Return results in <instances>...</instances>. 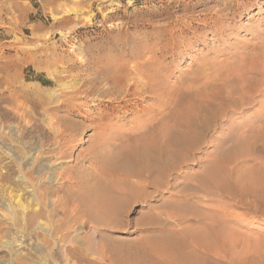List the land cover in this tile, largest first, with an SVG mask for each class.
Segmentation results:
<instances>
[{"label": "bare ground", "instance_id": "6f19581e", "mask_svg": "<svg viewBox=\"0 0 264 264\" xmlns=\"http://www.w3.org/2000/svg\"><path fill=\"white\" fill-rule=\"evenodd\" d=\"M262 4L263 0H225L201 17L189 22L178 18L171 29H156L149 39L130 48L133 52L127 57L92 59L83 64L89 69L86 75L65 86L54 101L53 110L65 114L53 120L48 111L50 140L37 149L45 155L67 158L77 134L90 126L97 129L87 147L91 166L77 174L81 189L70 191L81 203L115 218L131 204L148 201L147 212L138 222L155 226L160 224L164 207L167 213H180L184 222L179 221L183 225L178 230L168 227L170 231L151 234L154 264H169L170 260L179 264H264L256 248L258 241L235 238L237 233L225 219L228 202L220 200L224 196L233 204L257 211L264 208V21L252 20L251 15L248 24L243 21L254 8L256 13L263 12ZM243 25L250 31L249 41L233 43ZM192 51L188 66H197L189 69L184 81L169 84L168 78L178 68L175 62ZM256 104L253 118L234 122L236 113ZM43 106L47 110L48 105ZM10 108L13 127L16 114L26 120L27 111L17 99L11 100ZM204 145L213 149L205 152L208 159L200 172L185 174V183L209 184L207 200L214 202L209 213L193 207H205L201 201L207 196L192 200L185 195L174 204L162 198L158 209L149 203L157 192L176 184L171 182L173 173H186L185 168L201 160L196 153ZM251 154L256 156L249 158ZM20 180L26 183V177ZM11 197L16 219L39 220V212L26 211L20 193L13 192ZM190 216L196 224L188 222Z\"/></svg>", "mask_w": 264, "mask_h": 264}, {"label": "rangeland", "instance_id": "374dc122", "mask_svg": "<svg viewBox=\"0 0 264 264\" xmlns=\"http://www.w3.org/2000/svg\"><path fill=\"white\" fill-rule=\"evenodd\" d=\"M224 1L0 0V264H154L155 241L151 234L155 236L160 229L163 232L178 230L183 225L179 222L183 220L178 211L167 213L166 206V210L161 211L163 214L159 215L161 225H146L138 220L147 212L148 201L135 202L124 209L125 212L121 211L112 218L91 208L86 202L81 203L70 192L81 189L77 184V174L91 163L87 147L97 132L95 127H87L81 131L82 135H76L80 142L75 139L70 144L67 158L45 155L37 149L44 140H50L46 116L50 115L55 120L56 116L65 114L62 110H53L57 95L65 86L79 82L86 75L85 70H89L83 64L107 55L127 57L133 52L130 48L149 39L156 29H171L178 18L189 22L191 18L218 9ZM256 11L254 8L251 13L245 14L244 24L251 20L250 15L252 20L264 21V10L260 14ZM246 27L243 25V29L231 40L233 43L249 41L250 31ZM197 48L200 50V47ZM192 54L193 51L188 52L175 62L178 68L175 67L168 78L169 84L184 81L189 69L197 66V63L188 66ZM39 96L47 100L51 98V102L46 103V99L41 101L43 97ZM14 98L28 112L26 120H21L16 114V127L12 125L10 108ZM261 99L264 100V97ZM40 104L45 105L47 110ZM254 108L257 104L236 113L234 122L252 117ZM69 116L79 120L76 116ZM226 132L227 129L222 131L223 134ZM212 149V145H204L201 152L196 153L201 160L185 168L186 173H173L171 182L176 184L163 193L155 192L149 203L158 209L162 198L174 204L185 195L192 196V200L196 196H207L201 201L205 207H193L195 211L201 209L204 214L209 213L208 207L214 203L207 200L209 184L206 186L199 181L200 184L194 186L185 183V176L200 172L208 159L205 152ZM23 176L26 177L24 184L20 180ZM13 192L20 193V197L22 195L21 202L28 208V213L41 214L39 220L26 223L15 218L10 207L13 205ZM220 200L228 202L225 219L237 233L235 238L246 236L258 241L256 248L264 259V208L257 211L233 204L224 196ZM17 210L18 214L22 213L20 208L17 207ZM189 218L190 224H196L192 216ZM172 263L179 264L170 260L169 264Z\"/></svg>", "mask_w": 264, "mask_h": 264}]
</instances>
